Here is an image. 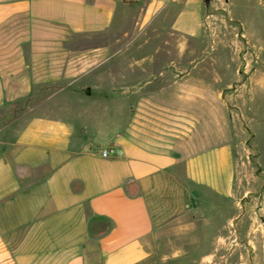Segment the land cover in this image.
<instances>
[{"label":"crops","instance_id":"0c3cea01","mask_svg":"<svg viewBox=\"0 0 264 264\" xmlns=\"http://www.w3.org/2000/svg\"><path fill=\"white\" fill-rule=\"evenodd\" d=\"M173 8L171 30L209 37L217 15L206 0H0V116L30 89L69 87L77 74L100 72L102 88L99 110L25 112L20 127L0 123V264L225 262L210 249L232 246L221 239L230 221L223 205L236 195L240 144L222 136L220 93L206 98L200 80H166L173 65L157 58L126 81L125 49L111 41L126 22L146 27ZM131 10L138 14L126 17ZM245 28L251 103L264 87V28ZM111 146L122 155L103 157ZM200 222L205 239L168 238ZM186 247L197 250L164 252Z\"/></svg>","mask_w":264,"mask_h":264},{"label":"rangeland","instance_id":"374dc122","mask_svg":"<svg viewBox=\"0 0 264 264\" xmlns=\"http://www.w3.org/2000/svg\"><path fill=\"white\" fill-rule=\"evenodd\" d=\"M206 1L207 11L215 12L217 16L210 25L209 37L203 41L186 38L171 30L170 22L177 8L167 10L155 23L146 27L126 22L124 33L119 32L118 40L113 38L111 41L113 48L125 49L118 61L122 60L128 67L124 72L126 81L140 78V73L134 72V66L142 61L145 64L154 63L150 60L157 58L158 65H173L167 68L172 72L166 80H200L204 83L206 98H210L213 91L220 93L222 136L235 139L240 145L236 146V195L230 206L223 205V208L229 207L230 221L221 239L231 241L232 246L210 251H220L219 256H226L221 264H264V87L257 90L251 103L244 101V84L249 80L252 52L245 26L252 30L260 26L264 28V14L258 10V0ZM137 14L138 11L131 10L126 17ZM182 48L205 50L206 54L201 56L192 52L182 55ZM157 49H171L172 53L157 57L150 55ZM260 63L264 72V53ZM100 75L98 71L88 75L77 74L69 87H63L64 83H61L55 87L30 89L22 101L8 106V115L4 118L0 116V123L20 127L25 119L19 117H24L25 112L32 116L53 114L54 109L57 112L73 110L75 113L99 110L102 94ZM145 76L148 78L149 74ZM189 91L190 98H195L192 87ZM168 238L205 239L206 234L200 222L188 231L173 230ZM174 250L193 254L197 249L166 248L164 252L171 255ZM234 257H237L236 260Z\"/></svg>","mask_w":264,"mask_h":264},{"label":"built area","instance_id":"2783aa9c","mask_svg":"<svg viewBox=\"0 0 264 264\" xmlns=\"http://www.w3.org/2000/svg\"><path fill=\"white\" fill-rule=\"evenodd\" d=\"M123 151L114 146L107 147L102 150V156L106 158H116L122 155Z\"/></svg>","mask_w":264,"mask_h":264}]
</instances>
